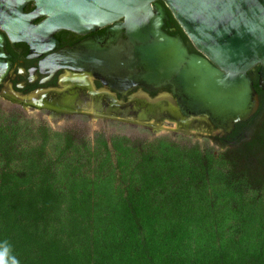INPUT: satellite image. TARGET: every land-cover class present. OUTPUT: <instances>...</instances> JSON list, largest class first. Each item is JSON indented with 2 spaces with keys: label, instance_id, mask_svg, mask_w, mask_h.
I'll return each mask as SVG.
<instances>
[{
  "label": "trees",
  "instance_id": "16d2710c",
  "mask_svg": "<svg viewBox=\"0 0 264 264\" xmlns=\"http://www.w3.org/2000/svg\"><path fill=\"white\" fill-rule=\"evenodd\" d=\"M34 131L0 117V242L20 264H264V94L223 151L72 132L52 156Z\"/></svg>",
  "mask_w": 264,
  "mask_h": 264
},
{
  "label": "water",
  "instance_id": "95a60500",
  "mask_svg": "<svg viewBox=\"0 0 264 264\" xmlns=\"http://www.w3.org/2000/svg\"><path fill=\"white\" fill-rule=\"evenodd\" d=\"M156 1L0 0V66L5 36L32 57L58 46L59 30L83 34L118 23L126 37L115 54L123 78L172 85L184 114L205 115L230 133L259 107L247 75L255 67L264 90V0H161L199 54L162 31L165 14ZM78 50L63 56L81 64Z\"/></svg>",
  "mask_w": 264,
  "mask_h": 264
},
{
  "label": "flooded vegetation",
  "instance_id": "af4514ba",
  "mask_svg": "<svg viewBox=\"0 0 264 264\" xmlns=\"http://www.w3.org/2000/svg\"><path fill=\"white\" fill-rule=\"evenodd\" d=\"M156 4L165 14L162 31L180 38L190 54H199L164 2L157 0ZM117 24L83 34L59 30L53 35L58 46L32 57L22 54L5 36L0 66V107L10 105L24 112L34 110L51 117L55 124L61 119L77 118L79 125L85 127L91 119H96L138 128L149 135L165 129L175 141L230 146L236 126L248 124L258 109L248 120L237 123L230 133L222 134L211 118L184 114L172 85L123 78L115 54L126 37ZM76 47L79 50L75 55L82 58L81 64H74L63 56L64 50ZM107 52L114 58L107 61ZM135 69L136 77L142 74L140 67ZM258 70L255 67L247 75L260 106V93L264 94V90L258 86Z\"/></svg>",
  "mask_w": 264,
  "mask_h": 264
},
{
  "label": "rangeland",
  "instance_id": "374dc122",
  "mask_svg": "<svg viewBox=\"0 0 264 264\" xmlns=\"http://www.w3.org/2000/svg\"><path fill=\"white\" fill-rule=\"evenodd\" d=\"M5 105V104H4ZM7 106V107H5ZM4 108L0 107V117L2 118H9L11 116H19L20 123L22 127H27L29 130H36L44 127L46 129L47 134L49 135L48 140V147L47 152L49 155L54 156V151L57 146V143L60 141L58 140L59 137L57 135H65L66 133L76 132L86 140L91 147H94L97 137L99 135H103L107 141L112 136H124L129 138L130 140H153L160 137H166L168 139H173L172 135L167 133V130L161 129L160 131L156 132L154 135H149L148 133L143 132L141 129L133 128L128 125L112 123V122H101L97 121L96 119H91L90 124H85L84 127L79 125V122L73 119H66V120H58L57 124L46 115H43L34 110H26L19 111L16 108L11 107L10 105H5ZM35 132V131H34ZM30 135L31 133H27ZM26 135L22 137V144L23 145H33L36 143L35 140H32L30 136ZM175 141V140H173ZM182 142V141H177ZM62 145V143H61ZM200 146L207 145L214 149V151H223L225 148L219 145H216L212 142H208L207 144H198Z\"/></svg>",
  "mask_w": 264,
  "mask_h": 264
},
{
  "label": "clouds",
  "instance_id": "9594fccd",
  "mask_svg": "<svg viewBox=\"0 0 264 264\" xmlns=\"http://www.w3.org/2000/svg\"><path fill=\"white\" fill-rule=\"evenodd\" d=\"M0 264H20L8 241L0 242Z\"/></svg>",
  "mask_w": 264,
  "mask_h": 264
}]
</instances>
